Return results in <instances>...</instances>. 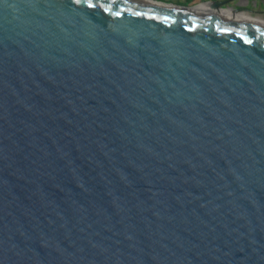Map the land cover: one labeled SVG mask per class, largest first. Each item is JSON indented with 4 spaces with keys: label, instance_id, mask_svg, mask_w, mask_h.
I'll return each mask as SVG.
<instances>
[{
    "label": "water",
    "instance_id": "water-1",
    "mask_svg": "<svg viewBox=\"0 0 264 264\" xmlns=\"http://www.w3.org/2000/svg\"><path fill=\"white\" fill-rule=\"evenodd\" d=\"M227 4L0 0V264H264V20Z\"/></svg>",
    "mask_w": 264,
    "mask_h": 264
},
{
    "label": "crops",
    "instance_id": "crops-1",
    "mask_svg": "<svg viewBox=\"0 0 264 264\" xmlns=\"http://www.w3.org/2000/svg\"><path fill=\"white\" fill-rule=\"evenodd\" d=\"M213 1H228V4L222 9L225 13L264 20V0H159L157 2L178 6H189L194 4L196 7L206 8L209 3ZM237 8L243 10L235 12Z\"/></svg>",
    "mask_w": 264,
    "mask_h": 264
},
{
    "label": "rangeland",
    "instance_id": "rangeland-1",
    "mask_svg": "<svg viewBox=\"0 0 264 264\" xmlns=\"http://www.w3.org/2000/svg\"><path fill=\"white\" fill-rule=\"evenodd\" d=\"M156 1H159V0H156ZM169 1H170V0H169ZM171 1H173V0H171ZM166 4H168V3H166ZM179 6H180V5H179ZM189 6H195V5L193 4V5H189ZM189 6H188V7H189Z\"/></svg>",
    "mask_w": 264,
    "mask_h": 264
}]
</instances>
